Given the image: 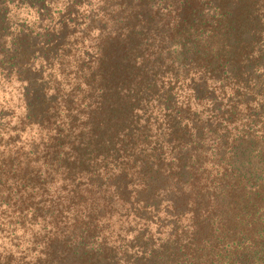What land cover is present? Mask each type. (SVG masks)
Wrapping results in <instances>:
<instances>
[{"label": "trees", "instance_id": "trees-1", "mask_svg": "<svg viewBox=\"0 0 264 264\" xmlns=\"http://www.w3.org/2000/svg\"><path fill=\"white\" fill-rule=\"evenodd\" d=\"M4 81L0 264H264V0H0Z\"/></svg>", "mask_w": 264, "mask_h": 264}, {"label": "rangeland", "instance_id": "rangeland-1", "mask_svg": "<svg viewBox=\"0 0 264 264\" xmlns=\"http://www.w3.org/2000/svg\"><path fill=\"white\" fill-rule=\"evenodd\" d=\"M15 82L12 84H0V109L5 111V116H10L9 109L17 107V90ZM21 109V108H20ZM19 109V110H20ZM1 117V116H0Z\"/></svg>", "mask_w": 264, "mask_h": 264}]
</instances>
